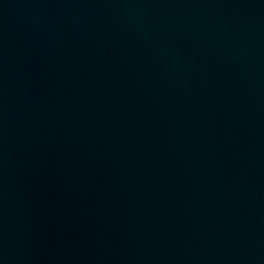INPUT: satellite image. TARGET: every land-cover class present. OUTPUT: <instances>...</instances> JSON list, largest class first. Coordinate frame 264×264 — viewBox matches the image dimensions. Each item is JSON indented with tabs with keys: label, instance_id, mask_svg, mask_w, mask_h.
Segmentation results:
<instances>
[{
	"label": "water",
	"instance_id": "obj_1",
	"mask_svg": "<svg viewBox=\"0 0 264 264\" xmlns=\"http://www.w3.org/2000/svg\"><path fill=\"white\" fill-rule=\"evenodd\" d=\"M0 264H264V0H0Z\"/></svg>",
	"mask_w": 264,
	"mask_h": 264
}]
</instances>
